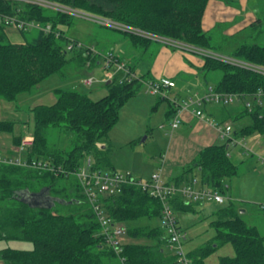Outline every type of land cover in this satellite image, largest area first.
<instances>
[{
    "label": "trees",
    "instance_id": "16d2710c",
    "mask_svg": "<svg viewBox=\"0 0 264 264\" xmlns=\"http://www.w3.org/2000/svg\"><path fill=\"white\" fill-rule=\"evenodd\" d=\"M47 1L195 48L209 52L215 49L211 37L202 27L203 16L211 0ZM0 15L52 27L50 33L40 31L30 42L12 43L6 34L7 26L0 24L2 99L13 101L19 94L32 91L51 76L62 74L70 62L67 55L71 52L75 54V61L85 65L91 61V67L97 65L101 58L92 51L97 49L95 45H87L66 35L62 26L74 23L71 14L0 0ZM121 31L128 37L132 48L146 50L150 47L151 39L133 31ZM98 51L102 55L113 53L115 61L125 65L133 77L120 83L115 76L110 84L106 83L108 94L96 101L80 89H56L55 104L37 105L31 110L34 144L24 158L47 166L34 169L0 163V240L33 244L29 251L2 249L0 258L4 264H122V258L125 264H177L176 257L167 248L166 234L160 226H128V223L141 219H161L160 199L150 196L143 186L129 183L116 195L100 196L106 216L115 224L127 225V240L146 239L151 242L125 241L120 255L106 243L97 215L82 194L77 172L89 159L93 173L116 172L110 159L109 134L120 119L121 109L138 95L143 84L150 81V73L136 77L135 66L127 59L126 51L123 53L116 47ZM191 54L202 61L201 68L206 73H221V79L213 87L216 92L238 94L242 96L243 103L252 102L251 112L246 107L241 112V117L248 116L252 123L237 132V136L264 135V104L259 105L255 99L259 91L264 90V75L195 52ZM231 57L264 67V46L243 44L233 51ZM51 127L76 134L71 150L50 146L48 130ZM13 129V122L0 120V132H12ZM22 138V135L16 137L14 144L19 146ZM195 172L202 187L222 194L226 192V182L239 174L238 165L229 156L228 143L205 148L170 184L177 187L192 184L197 180ZM44 188H49L51 196L65 200L61 205L67 207V212L58 209L59 204L52 209H43L31 208L21 201L25 190L38 193ZM171 201L177 213L194 212L199 205L186 204L181 196H175ZM214 217L211 222L216 231L213 239L188 252L194 264H205L211 254L227 244L233 246L235 256L222 257L220 264H264V236L242 219L235 202L229 201L214 213Z\"/></svg>",
    "mask_w": 264,
    "mask_h": 264
},
{
    "label": "rangeland",
    "instance_id": "374dc122",
    "mask_svg": "<svg viewBox=\"0 0 264 264\" xmlns=\"http://www.w3.org/2000/svg\"><path fill=\"white\" fill-rule=\"evenodd\" d=\"M49 9L54 10L51 8ZM72 15L75 19L74 23L71 26H62V29L65 31L67 36L78 38L87 45H95L97 49L95 48L93 52L96 55L101 56L99 59L101 62L100 67L103 64V58L102 53L99 52L98 49L108 51L114 47H116V49L122 48L123 51H126L127 59L130 60L133 66H135L137 78L147 75L149 70L152 69L154 60L159 58L158 53H160V51H164L162 52V57H166L168 54L173 55L176 52L187 54L191 53L190 50L178 48L173 43L168 44L158 39H151V45L146 50L142 47L138 49L132 48L128 37L121 31L122 29L128 28L113 23L110 20L107 22H112L110 24L116 27L102 24L98 21V19H96L99 17L91 14H87L91 17L82 16L83 14ZM226 29L227 26L224 28V25H222L215 30L216 37L212 41V44L215 47L213 53L226 58H232L231 56L233 51L245 42L247 44H258L264 46V27L261 30L262 32L258 31L261 33L257 34L249 30L237 33L235 26L229 31L232 35L231 37L222 38L223 31ZM232 31L234 33H231ZM39 32L40 30L35 28H29L25 31L14 27L6 28L8 40L12 43L30 42L39 35ZM140 33L143 34L144 37L150 36L148 34H144V32ZM74 56L75 54L72 52L67 55V59L70 62L63 69L62 74H55L51 76L39 86L35 87L32 91L19 94L13 101L0 98V120L14 123V129L12 132H0V156H6L8 154V150H11L14 146L13 144L16 137L23 134L28 137L33 136L34 119L31 110L35 106L41 104L48 106L55 104L57 101L55 94L56 89L77 90L79 89V85H82L86 78H94V84L91 87L92 91L89 93V96L92 100L96 101L108 94L106 83L102 81L103 76L107 73H110L118 78H122L124 76V73L117 71L116 67H112L108 71H102L99 68V61L97 62L98 67H91L89 64L91 61H89V63L87 62L85 65L82 64V62L75 61ZM151 76L152 77L150 78H154V75ZM220 79V72H210L206 73V75H198L197 77L181 74L177 77L178 88L168 94V100H163V96L160 95H151L147 92L148 88L146 83L143 84L138 95L135 98H132L121 109L120 119L109 134V141L112 148L110 159L112 164L118 169V172L127 169V167L131 165L137 168L140 173L148 171L146 172L147 175L143 173V176L134 175L136 178L142 179L144 182L149 181L152 172L157 170V155H155L154 152L161 145V136L165 139H169V134H172L171 132H166V130L169 129L168 127H170L169 125L171 123L169 124V122L172 119L170 117L166 118L168 115L167 112L169 111L168 109H170L169 100L176 97L179 100L187 98L186 101H188L190 98H195L196 96L203 97L208 90V86L215 87ZM234 103L235 105L239 103V105L244 107L242 101L236 99ZM245 119L250 120L247 116H245ZM161 125H164L163 129L160 128ZM234 127L235 129L239 127L237 121H234ZM144 130H146L147 134ZM126 132L127 134L135 132L136 142L132 145L129 144V146L116 144V139H119L118 136L120 135V139H122V135H126ZM75 139V133L66 132L62 128L51 127L48 130V141L50 146L54 148L69 151L73 148ZM258 139H261L260 141L264 142V135L253 134L246 137L245 140H242V137L238 136L236 138L237 144L230 145L233 151L235 148L239 151L235 155L233 154L231 159L238 165L240 174H244L251 166L258 167V170L260 166L264 168V162H262L264 159V153L257 151V148L251 149L252 145L255 144ZM142 141L144 142L142 143ZM223 143L225 144L226 141L222 140L221 144ZM98 146H101V144L99 143ZM247 152L248 156L245 158L244 154ZM152 155L154 157H152ZM14 156H17V153ZM195 179L199 181L198 187H202L200 182L201 180L199 179L197 172H195ZM242 181H244V190L247 188L246 185H249L251 188L255 187V182H249L244 179ZM263 189L260 190V192L262 191V193H264ZM222 196L225 197V203L223 205H219L214 201H205L204 203L198 205L196 213L176 212L180 226L187 234L186 240L183 241L184 249L187 252H192L195 249H198L215 236L216 231L211 226V222L215 220L214 213L229 203V191H226L222 194ZM262 202L257 205H243L244 203L240 202L236 203L240 209L242 219L250 226L258 227L261 235L264 234V203L261 204ZM58 209H62V211L67 212V207L61 204L58 205ZM143 225H150L152 227L160 226L162 228L161 219H141L137 222L128 223L129 227ZM127 238L125 239L126 242L134 241L141 244H151V242L146 239L127 240ZM4 248L29 251L33 249V244L28 241L1 239L0 251ZM234 256L235 251L233 246L231 244H227L218 248L213 254H211L205 260V264H220V259L222 257ZM0 264H4L1 258Z\"/></svg>",
    "mask_w": 264,
    "mask_h": 264
},
{
    "label": "crops",
    "instance_id": "0c3cea01",
    "mask_svg": "<svg viewBox=\"0 0 264 264\" xmlns=\"http://www.w3.org/2000/svg\"><path fill=\"white\" fill-rule=\"evenodd\" d=\"M263 7L264 0H211L209 1L203 16V30L207 35L211 37V41H213V39L216 37L215 30H217L218 27L222 25H224V28L227 26V29L223 31L222 38L231 37L232 35L229 31L235 26L237 29V33L240 31L249 30L251 32L259 34L262 32L261 30L264 27ZM231 33L234 32L232 31ZM244 44L247 43L245 42ZM120 51H122L123 53L125 52L122 48H120ZM162 52L164 51H160V53H158L159 58L157 60H154L152 69L148 72L150 73L148 78L152 79L150 81H156L161 78H168L175 82L176 86L174 88L165 89L163 95H160L163 96V100H168V94L178 88L177 77L181 74L191 77H197L201 74L206 75V72L201 68L202 61L199 60L197 56L191 54L192 52L188 54L176 52L173 55L168 54L166 55V57L161 56ZM100 64L99 68L103 71L104 69L102 66L100 67ZM151 75H154V78H150L152 77ZM104 77L105 76H103V79ZM106 83L108 84V82ZM209 87L212 86H208V89ZM79 89L88 94L92 91L91 88L85 89L82 85H79ZM172 100H169L170 109H168L169 111L167 112L168 115L166 116V118H172L169 122L170 124L175 115L179 112L181 118L180 126L177 129L173 130L169 125L170 127H168L169 129H167L166 132H171L172 134H169V139H165L161 136V145L154 152L155 155H157V170H155L154 172L158 170L162 171L163 179L166 183H172L173 179L179 176L184 168L189 167L198 157L200 152L205 148L213 145L224 144H221L222 139L220 138L219 132L216 126L211 124V121L214 124L231 125V137L233 138V142H236V138L238 137L237 132L241 131L244 127L249 126L252 123L251 119L248 120L245 119V117H241V112L244 107L242 105H239V103L236 105L235 103L229 105H221L214 102L204 103L201 109L205 114V118H199L195 114L196 107H186V103L189 101H186L187 98L179 100L174 97V99ZM234 121H237L239 124V127L236 129L234 127ZM161 126H163L164 128V125ZM144 131L147 134L146 130ZM135 132H130L129 134H127L126 132L127 136L123 134L122 139H120L119 135V139H116V144L128 146L129 144H134V142H136V136L134 134ZM22 136H24V134ZM246 137L249 136L242 137V140H245ZM260 140L261 139H258V141H256V143L252 145L251 149L257 148V151H259L260 153H264V142H261ZM143 142L144 141H142V143ZM13 145V148L11 150H8V154L6 155V157H17L14 156L17 153V146L15 144ZM228 152L229 156L232 157L233 154L235 155L239 151H237V148H235V150L233 151L228 145ZM247 156L248 152L244 154L245 158H247ZM152 157L154 156L152 155ZM262 162H264V159ZM261 167L262 166H260L258 170V167L251 166L245 171L244 174H240L239 172L237 176L226 182V184L228 185L226 191H229L228 201H233L235 203H244L243 205H257L262 201L263 202L261 204L264 203V193H262V191L260 192V190L264 188V168ZM115 169L116 171H118L116 167ZM120 172L130 173L132 175L135 174L136 176H143V174H146V172L148 171L140 173L137 168L129 165L127 169ZM243 179L249 182H255V187L251 188L249 185H246L247 188L246 190H244V181H242ZM197 207L198 206H196L193 213L197 212ZM256 228L260 232V229L258 227ZM262 236H264V234H262Z\"/></svg>",
    "mask_w": 264,
    "mask_h": 264
},
{
    "label": "built area",
    "instance_id": "2783aa9c",
    "mask_svg": "<svg viewBox=\"0 0 264 264\" xmlns=\"http://www.w3.org/2000/svg\"><path fill=\"white\" fill-rule=\"evenodd\" d=\"M12 1H18L23 4L37 5L44 8L45 7L51 8L56 11L68 13L71 15L83 14L82 16L91 17L86 13L59 4H55L54 2H50L47 0H12ZM96 19H98V21H100L102 24L116 27L110 24L112 22H107L108 20L106 19H102V18H96ZM0 24L5 25L7 27H14L19 30H28L29 28H35L45 33H50L52 31L51 25L43 26L39 22H27L9 15H0ZM123 30L133 31L134 33L144 36L143 34L140 33L141 31L138 30H133L130 28ZM57 35H59V33H57ZM147 38L152 40L158 39L168 44L173 43L178 48L187 49L190 50V52H195L202 56L215 58L264 75V67L256 66L254 64L232 58H226L213 52L195 48L193 46H189L181 42L168 40L155 35L147 36ZM102 58H103L102 67L104 71H108L112 67H116L117 71L124 73V76L122 78H118L120 83H122L125 80L129 81L131 77H133V74H131L130 70L125 65L119 64L115 61L113 53L108 52L106 55H102ZM114 78L115 76H113L110 73H107L103 79V82L104 83L109 82ZM93 84H94V78H86L82 86L85 89H90L93 86ZM146 85L148 88L147 92L154 96L163 95L165 89L174 88L176 86L175 82L168 78H161L156 81H148L146 82ZM236 99L242 101V96L238 94L219 93L216 92L213 87H209V89L207 90L206 94L203 97L196 96L195 98H191L186 103V107L188 106L196 107L195 110L196 116L199 118H205V114L201 109L204 103L214 102L216 104L229 105L234 103ZM255 99L257 100L259 105H263L264 90H260L259 93L255 96ZM243 104L244 107H246L249 112L253 110L251 101H244ZM180 123H181V118L178 112V114H176L174 119L172 120L170 126L173 130H175L180 126ZM211 124L216 126L220 138L226 141V143H228L229 146L236 144V142H233V138L231 137V133H232L231 125L214 124L212 121ZM161 128H163V126H161ZM33 144H34V137L33 136L28 137L27 135H24L21 140V143L16 148V152L18 154L17 157L0 156V163L9 164V165L29 166L34 169L45 168L47 165H43L41 162H37L36 160H32L29 162L28 160L24 159L28 154V151L33 147ZM90 168H91V160L89 159L87 161V164L77 172V178L82 187V194L84 195L86 201L91 205L95 214L97 215L106 243H108V245L111 246L116 251L117 254L120 255L123 252V244L127 236L128 227L124 223L115 224L111 218L106 216L102 208V204L100 202V196L116 195L122 192L124 185L129 183L130 184L138 183L139 185L143 186L144 190H146L150 194V196L160 199L162 203L161 226L166 234L167 248L176 257V263L194 264L193 260L189 257L188 252L184 249L183 241L186 240L187 234L180 226L179 219L176 215L171 199L175 196H181V198L186 204L193 203L200 205L205 201H214L219 205H223L225 203V197L222 196V193H220L218 190H212L207 187H198L199 182L197 180H194L192 184L180 186V187H177L170 183H166L163 179L162 171L160 170L152 173L150 180L144 182L142 179H138L130 173H122L116 171L110 173L105 172V173L97 174L91 172ZM227 188L228 185L225 184V189ZM121 262L122 264H125V260L123 258Z\"/></svg>",
    "mask_w": 264,
    "mask_h": 264
},
{
    "label": "water",
    "instance_id": "95a60500",
    "mask_svg": "<svg viewBox=\"0 0 264 264\" xmlns=\"http://www.w3.org/2000/svg\"><path fill=\"white\" fill-rule=\"evenodd\" d=\"M110 84V82H108ZM44 199V201H42ZM21 201L28 204L31 208L52 209L56 204H63L65 200L53 197L49 194V188H44L38 193L25 190Z\"/></svg>",
    "mask_w": 264,
    "mask_h": 264
},
{
    "label": "bare ground",
    "instance_id": "6f19581e",
    "mask_svg": "<svg viewBox=\"0 0 264 264\" xmlns=\"http://www.w3.org/2000/svg\"><path fill=\"white\" fill-rule=\"evenodd\" d=\"M137 29V28H136ZM126 33V32H125ZM24 34V33H23ZM28 42V41H27ZM94 63V62H93ZM95 66H97V65H95ZM98 67V66H97ZM104 71V70H103Z\"/></svg>",
    "mask_w": 264,
    "mask_h": 264
},
{
    "label": "flooded vegetation",
    "instance_id": "af4514ba",
    "mask_svg": "<svg viewBox=\"0 0 264 264\" xmlns=\"http://www.w3.org/2000/svg\"><path fill=\"white\" fill-rule=\"evenodd\" d=\"M42 201H44V199H42Z\"/></svg>",
    "mask_w": 264,
    "mask_h": 264
}]
</instances>
